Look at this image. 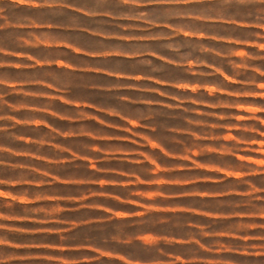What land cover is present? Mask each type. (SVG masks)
Here are the masks:
<instances>
[{
	"label": "clouds",
	"instance_id": "9594fccd",
	"mask_svg": "<svg viewBox=\"0 0 264 264\" xmlns=\"http://www.w3.org/2000/svg\"><path fill=\"white\" fill-rule=\"evenodd\" d=\"M195 3L203 4V0H7L0 7V30H9L5 38H0V54L30 62L9 64L0 60V68L29 69L32 73L24 81L0 77V121L35 127V138L12 137L28 143L29 151L15 152L0 144V156L10 153L29 157L19 165L25 174L18 183L34 185L36 190L55 184L84 189L65 197L26 188L21 197L11 199L25 205L45 199L55 203L49 208H27L29 215L24 217L0 211V230L23 231L4 222L35 219L31 214L37 213H43L39 223L61 224L59 214L69 211L60 204L64 199L78 198L84 207L102 208L100 204L85 205L84 201L103 197L143 209L136 213L102 209L121 219L154 211L196 212L195 208H159L155 201L171 198L165 185L196 183L200 177L180 174L198 169L232 178L233 190L215 195L240 197L239 202L220 205L231 208L230 214L217 210L199 214L234 219L240 229L264 228L242 222L254 218L248 212L256 211V201L264 192L249 180L264 174V106L246 107L249 97L264 100V0H212L203 11L194 8ZM19 5L42 12L33 14L35 18L16 16L13 13ZM43 33H53L57 39L47 43L38 40ZM9 47L19 50L9 51ZM28 49L37 55H29ZM79 57L94 63L82 64ZM173 68L183 70V74L169 75ZM217 76L221 79H215ZM85 83L109 94L105 102L97 103L90 95H75ZM24 84L34 86L23 91L24 103L9 104L5 99L9 89ZM60 104L69 108L62 109ZM20 109H26L30 117L17 120L14 113ZM177 119L182 123H170ZM56 121L66 123L61 126ZM253 122L261 127H253ZM4 132L8 128L0 125V133ZM112 160L121 168L98 167ZM33 161L41 166H33ZM78 161L85 163L87 171L80 175L77 169L76 175H66L69 170L65 166ZM33 173L37 177L30 179ZM5 183L8 181L0 180V184ZM146 183L154 185V190H132V185ZM108 185L125 192L113 194L106 190ZM245 185H249L248 191L238 190ZM92 187L96 190L88 191ZM10 196L0 190V197ZM0 207L11 208L12 204ZM255 218L264 219V211ZM77 227L79 224L73 223L63 231ZM113 229L116 234L106 233L103 245L136 240L147 245L162 241L203 248L204 237L225 235L183 220L157 236L128 237L123 227L113 225ZM234 235L236 239H249L246 234ZM5 247L21 245L0 236V249ZM94 250L111 255L101 247ZM13 259L22 258L0 254V264H10Z\"/></svg>",
	"mask_w": 264,
	"mask_h": 264
},
{
	"label": "rangeland",
	"instance_id": "374dc122",
	"mask_svg": "<svg viewBox=\"0 0 264 264\" xmlns=\"http://www.w3.org/2000/svg\"><path fill=\"white\" fill-rule=\"evenodd\" d=\"M212 0H203V4L195 3L194 8L203 11L205 6L210 7ZM4 3L1 4L2 7ZM7 10V9H5ZM220 28L221 25H214ZM20 76V75H19ZM0 77L7 78L16 82L18 78L9 68H0ZM20 79V77H19ZM219 80L221 77L217 76ZM25 88L17 87L9 89L5 99L9 104L24 103L23 91ZM226 99V98H225ZM246 107L255 108L264 106V100L256 97H249ZM61 108V106H60ZM220 111V109H216ZM17 120H24L30 117V113L26 109H20L14 113ZM179 115V113H177ZM49 118V123H52ZM57 125H65L64 121H56ZM94 123V122H89ZM171 124H180L179 119L170 121ZM0 125L6 126L8 132L0 133V144L11 147L15 152H27L30 145L24 140L12 139L14 136L32 137L35 131L33 125L14 124L13 121H0ZM253 127H261L253 122ZM261 130H264L262 128ZM183 142V140H181ZM67 155V154H66ZM255 155V154H253ZM5 156L7 158H5ZM4 159V163L0 164V180L8 181V183L0 184V190L10 193L8 198L0 197V205L11 203V208L0 207V211H4L6 215L15 217H24L29 215L27 208L41 207L49 208L55 202L53 200H38L35 204L25 205L20 203L19 199L12 200L11 197H21L26 188L31 187L38 193L52 195L58 193L65 197L75 194L84 189H76L73 186L65 187L61 184H55L52 187L44 186L42 189L36 190L35 186H29L18 183L21 176L25 174V170L19 165L25 164L29 157L13 156L10 153L0 156ZM170 163H180L179 161H170ZM33 166H41L40 162L33 161ZM69 171L66 175H76L77 169L79 174L83 175L87 171L86 165L82 161H78L75 165L68 164L65 166ZM98 167L116 168L121 166L115 160L104 162ZM126 170V169H121ZM184 177H200L196 183H179L165 185L170 199L164 200L157 198L155 204L159 208L165 209H192L198 211H154L146 213L144 216L128 215L121 218H114L110 213L103 211V208H111L113 211L136 213L142 212L143 209L135 204H120L113 199H105L103 197H91L84 201L85 205L100 204L102 208L84 207L77 200L64 199L60 204L69 209V211L59 214L61 224L39 223L38 219L43 218V213L31 214L35 219H14L5 221L9 227L23 229V231L8 232L0 230V236H6L13 244L21 245L19 248L5 247L0 249V254L8 257L22 258L13 259L10 264H264V228L254 227L250 229H240L236 227L237 221L234 219L212 218L199 214L200 212L222 211L231 213V208L220 207L225 202L231 204L233 201L239 202L240 197L237 196H217L215 194L233 190L234 184L231 177H225L222 173L206 172L203 169L192 170L180 174ZM111 176V174H109ZM37 177L33 173L29 177ZM179 179L180 177H176ZM142 179H144L142 177ZM250 184L257 188H264V174H259L249 178ZM98 187V186H96ZM96 187L88 189L95 191ZM132 190L152 191L154 185L141 184L138 187L132 185ZM106 190L113 194L120 195L125 189L106 186ZM239 191H248L249 185H245L238 189ZM207 192L209 196H195L190 193ZM256 201V211H249L248 215L254 218L242 221L245 224L264 225V219L255 218L264 211V192L259 194ZM32 197H28L31 199ZM78 209V210H75ZM187 221L192 224L204 225L210 232L225 233V235H210L201 240L204 245L201 248L195 244H165L162 241L156 245L142 244L140 241L133 240L130 244H121L111 242L109 245H103L102 238L106 233L115 235L113 225L124 228L128 237L137 235H162L171 230L173 223L179 221ZM78 223L79 227L72 229L70 232L63 231L67 226ZM234 234L247 235L249 239H236ZM178 235H184L178 233ZM101 247L102 251L109 252L111 255H100L94 249Z\"/></svg>",
	"mask_w": 264,
	"mask_h": 264
},
{
	"label": "crops",
	"instance_id": "0c3cea01",
	"mask_svg": "<svg viewBox=\"0 0 264 264\" xmlns=\"http://www.w3.org/2000/svg\"><path fill=\"white\" fill-rule=\"evenodd\" d=\"M0 2H1V4L6 3L7 0H0ZM40 12H42L41 9L32 8V7H29L27 5H19V6H16L15 12L13 14L16 16H21V15H33V14L40 13ZM5 14H9L8 9L5 10ZM33 18H35V15H33ZM8 31H9L8 29L0 30V38H5L7 36ZM37 39L43 40L45 43H47V42H51V41L56 40L57 37L53 33H43V34H40L39 36H37ZM17 50H19V49L15 48V47H9V51H17ZM27 51H28L29 55H33V56L37 55V53L34 50L28 49ZM78 59L80 60V62L82 64L94 63L93 61L89 60V58H87V57H79ZM0 60L7 61L9 64L30 63L28 61H25L23 57L12 56V55L4 56V55L0 54ZM4 68H9V69L12 68L13 69L16 76L18 77L16 79V81H24L30 75H32V73L29 69H20V68H14V67H4ZM182 74H183V70L175 69V68L170 69V72H169V75H182ZM19 77H20V79H19ZM92 78L93 79H99L98 77H92ZM22 88L30 89V88H34V86L29 85V84H24ZM74 94L77 96L90 95L94 98L95 102H97V103L105 102L106 97L109 95L107 93H104L103 91H100L98 88L97 89L91 88L86 83L83 84L82 86L78 87L75 90ZM113 103H114V101H113ZM59 106H61L62 109L69 108V106L63 105V104H60Z\"/></svg>",
	"mask_w": 264,
	"mask_h": 264
}]
</instances>
